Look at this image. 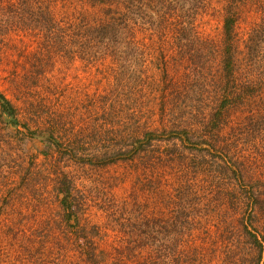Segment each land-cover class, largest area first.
I'll use <instances>...</instances> for the list:
<instances>
[{
	"label": "rangeland",
	"instance_id": "rangeland-1",
	"mask_svg": "<svg viewBox=\"0 0 264 264\" xmlns=\"http://www.w3.org/2000/svg\"><path fill=\"white\" fill-rule=\"evenodd\" d=\"M10 1L0 0V29L7 33L0 38V89L15 100L7 75L14 68L25 72L30 56L26 43L41 36L35 33L40 31L35 7L31 8L37 12L34 16L28 10L15 9L14 12L9 8ZM202 2L151 0L152 11L146 7L151 20L144 23L154 24L156 29L164 14V34L175 31L174 22L191 26L194 45L200 49L198 52L204 61L201 69L187 76L191 57L181 53V44L170 37H159L155 33L144 35L139 31L135 42L139 54L143 55L138 62L145 60L143 64L148 66L151 76L156 77L164 62L171 79L179 82L181 89L189 90L186 103L190 106L199 103L197 97L204 88L205 76L216 75L221 66L223 12L214 0ZM61 6L63 2L59 1L56 18L74 23L104 15L103 7L89 1L81 10ZM241 13L237 29L240 41L246 38L249 24L256 17L245 9ZM20 15L23 16L20 18ZM7 19H17L18 23L10 24L5 22ZM1 24L8 25V29ZM260 60L261 66L238 75L240 84L264 76V55ZM62 61L56 76H65L67 81L73 82L78 89L74 94L80 92L81 98L97 86L100 92L108 87V82L98 84L93 80V75L101 77L102 74H93L99 72L94 69L91 73L88 60L73 62L63 58ZM173 85H168V90ZM163 124L171 126L167 121H158L155 126L161 129ZM185 126L190 128L192 140L176 139L173 143L165 137L168 132L161 134L163 140L159 144L165 156L156 157L157 153H153L155 157L147 161L145 170L126 161L106 166L62 162L73 179L74 194L81 202L76 218H70L58 204L55 186L45 176L46 171L51 172L52 159L41 152L48 146L34 136L19 139L18 134H5L0 121V264H92L87 258L90 247L98 250L113 245L126 247L132 234L139 232V222L145 218L151 225L141 229H148L155 237L149 247L150 264H253V253L248 251L244 241L248 235L238 231L230 234L224 227L231 218L233 224L236 223L233 210L236 192L241 195L251 192L261 200L256 203L258 208L251 227L264 240V91L228 107L226 124L216 143L225 139L227 150L237 152L231 157L242 166L240 178L229 174L220 182L215 176L218 155L204 143L195 146L198 131L193 121H187ZM135 170L141 176L137 177ZM219 188L223 189V195ZM242 205L246 211L251 210L246 203ZM185 216L186 219H181ZM231 241L233 249L228 248ZM138 257L135 255L132 260Z\"/></svg>",
	"mask_w": 264,
	"mask_h": 264
},
{
	"label": "trees",
	"instance_id": "trees-1",
	"mask_svg": "<svg viewBox=\"0 0 264 264\" xmlns=\"http://www.w3.org/2000/svg\"><path fill=\"white\" fill-rule=\"evenodd\" d=\"M59 1L63 2L61 7L71 6L75 10H81L89 1V4L103 7L104 15L92 20L82 19L76 23L60 20L56 18L55 12ZM150 2L151 0L9 2L11 11L28 10L32 16L38 12L36 24L40 31L35 33L41 37L26 43L30 56L25 72L14 68L7 75L15 100L0 89V121L4 124L3 132L18 134L19 139L34 136L48 146L41 152L52 159L51 172L46 171L45 176L55 186L58 204L70 218H76L81 202L74 194L73 179L62 162L106 166L126 161L127 164L135 163L140 170H145L147 161L155 157L153 153H157L156 157L165 156L164 149L159 144L163 140L161 134L168 132L169 135L165 137L172 139L173 143L176 139H191L190 128L185 126L187 121H193L194 128L198 131L195 146L204 143L218 155L215 176L221 179L220 182L229 174L236 179L243 176L240 162L231 157L237 152L227 150L225 139L216 143L226 124L228 107L234 102L243 103L251 95L264 91V76L251 78L242 84L238 82L239 74L249 68L251 72L261 66L260 59L264 55V0H214L223 12L221 66L216 75L205 76L204 88L197 97L199 103L193 106L186 103L189 90L181 89L179 82L177 84L171 79L164 62L160 63L162 69L158 77L151 76L148 66L143 64L145 60L138 62L143 55L139 54L135 42L136 35L141 31L144 35L155 33L159 37H170L181 44L180 52L191 57L187 76L204 65L198 52L200 49L194 45L191 26L174 22L175 31L178 32L173 30L164 34V14H161L156 29L154 24H144L151 20V14L148 17L146 10L149 7L152 11ZM208 2L209 0H203L202 3ZM33 6V10L37 12L31 9ZM242 9L256 17L249 24L246 38L240 41L237 29L240 28ZM17 21L7 19L5 22L16 24ZM1 27L8 29L6 24H1ZM3 35L7 33L0 29V38ZM63 58L73 62L77 59L88 60L87 67L91 69V73L94 69L99 72L93 74H102L101 77L93 75V80L97 83L108 82V87L100 92V86H97L91 93L87 92L84 99L80 92L74 94L78 89L73 82L67 81L65 76H56V71L62 68L59 63L62 64ZM206 69L210 72L209 65ZM170 84L174 85L168 90ZM15 101H19V104ZM158 121H167L171 126L163 124L160 129L155 126ZM135 174L137 177L141 176L139 171ZM219 191L223 195V189L219 188ZM260 201L251 192L241 195L237 191L233 197L236 223L233 224L231 218L220 228L222 231L225 225L224 228L230 234L238 231L239 234L248 235L244 241L248 251L253 253V264H264V240L251 227L254 225L252 218L256 217L255 209L258 208L256 203ZM244 203L251 210L246 211L242 205ZM181 219H186V216ZM188 220L190 227V218ZM139 224L141 227L151 225L147 218ZM141 227L138 233L132 234L126 247L113 245L99 250L94 246L90 247L87 251L88 260L92 264H150L149 247L155 237L154 233ZM233 246V241L229 242L228 248L233 249ZM135 255L139 257L133 261Z\"/></svg>",
	"mask_w": 264,
	"mask_h": 264
}]
</instances>
